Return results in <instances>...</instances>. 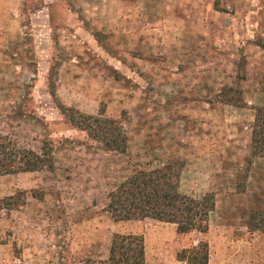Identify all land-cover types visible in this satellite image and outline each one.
<instances>
[{"label": "rangeland", "instance_id": "rangeland-1", "mask_svg": "<svg viewBox=\"0 0 264 264\" xmlns=\"http://www.w3.org/2000/svg\"><path fill=\"white\" fill-rule=\"evenodd\" d=\"M263 42L264 0H0V135L53 159L0 176V201L14 198L0 209V264H102L114 234L142 237L144 264H183L199 241L208 264H264V234L247 228L264 208V157L249 159ZM65 108L121 120L126 154ZM167 161L182 164L183 194L214 196L204 234L106 212L131 170Z\"/></svg>", "mask_w": 264, "mask_h": 264}, {"label": "trees", "instance_id": "trees-1", "mask_svg": "<svg viewBox=\"0 0 264 264\" xmlns=\"http://www.w3.org/2000/svg\"><path fill=\"white\" fill-rule=\"evenodd\" d=\"M261 47L264 49V42ZM225 91V90H224ZM232 92L233 89H228ZM228 102L233 105L241 100V92L234 90ZM231 103V104H232ZM238 106V105H236ZM65 115L73 126L85 131L108 153L125 155L128 136L121 120L105 117V111L97 115H84L74 109L65 108ZM254 122L250 134L249 159L264 157V104L254 109ZM250 164H252V161ZM181 162L167 161L155 168H135L118 182L108 193L106 212L114 222L152 219L173 224L178 234L191 232L204 234L207 231L209 214L214 210L212 194L195 199L180 191ZM53 159L50 152L36 153L21 148L16 142L0 135V176L17 173H33L51 169ZM0 201V209L12 210L9 201ZM247 228L264 234V208L249 213ZM177 258L183 264H208V247L203 241L181 250ZM102 264H144V246L140 236L114 234L108 257Z\"/></svg>", "mask_w": 264, "mask_h": 264}]
</instances>
